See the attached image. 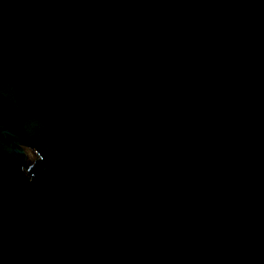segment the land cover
<instances>
[{
    "label": "water",
    "instance_id": "obj_1",
    "mask_svg": "<svg viewBox=\"0 0 264 264\" xmlns=\"http://www.w3.org/2000/svg\"><path fill=\"white\" fill-rule=\"evenodd\" d=\"M0 264H264V0H0Z\"/></svg>",
    "mask_w": 264,
    "mask_h": 264
}]
</instances>
